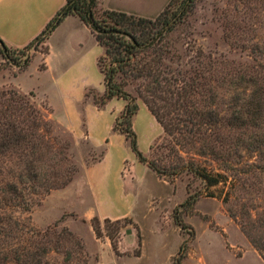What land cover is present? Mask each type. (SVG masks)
<instances>
[{
  "label": "trees",
  "instance_id": "1",
  "mask_svg": "<svg viewBox=\"0 0 264 264\" xmlns=\"http://www.w3.org/2000/svg\"><path fill=\"white\" fill-rule=\"evenodd\" d=\"M186 1L169 0L151 17L104 7L100 0H65L25 45L12 47L0 37V53L19 64L12 55L15 48L44 41L65 16L77 15L103 47L97 65L104 89L89 88L86 94L98 107L114 96L125 101L113 130L125 135L136 158L159 177H187V195L180 207H192L206 189L230 181L236 201L231 213H241V230L264 260V18L255 36L240 32L245 25L235 20L224 26L228 44L245 50L247 60L218 58L199 48L183 62L170 33L190 9ZM29 61L25 57L21 67ZM139 101L161 125L166 152L154 154V145L149 156L139 150L132 129ZM50 113L35 101L32 90L0 88V264H85L77 236L67 228L55 230L56 224L40 230L28 214L45 196L67 186L77 172L71 135ZM103 153L104 149L97 159ZM240 160L247 161L242 172L235 170ZM202 161L217 166L197 163ZM194 182L200 186L193 189ZM247 193L251 199L241 204L243 212L238 211L239 194ZM231 197L227 191L223 200ZM177 210L174 221L183 227ZM127 219L103 222L110 229ZM91 223L98 234L99 219L94 216ZM109 239L115 250L114 237ZM182 248L183 244L179 252Z\"/></svg>",
  "mask_w": 264,
  "mask_h": 264
},
{
  "label": "rangeland",
  "instance_id": "2",
  "mask_svg": "<svg viewBox=\"0 0 264 264\" xmlns=\"http://www.w3.org/2000/svg\"><path fill=\"white\" fill-rule=\"evenodd\" d=\"M191 3L189 0L186 1V8L190 9L179 18L180 21L176 22L175 28L170 33V38L175 40L183 62L199 48L218 58L235 60L249 58L245 50L228 44L224 26L229 21L235 20L245 25L241 27L240 32L249 36L257 35L261 32L259 23L264 18V0H193ZM45 48L47 49V46L44 41L36 40L26 48L13 50L12 55L19 59V64L2 59L0 88L14 87L21 90L18 86L22 88L29 86L26 80L31 77L27 72L20 78H15V75L23 69L21 66L25 57H29L30 61L35 55L37 59L40 57L38 65L42 67ZM35 63L36 58L29 66L32 73ZM34 99H36L35 94ZM41 104L48 107L44 103ZM53 121L71 135L70 150L77 166V172L73 177L75 179L84 162L90 163L92 159H97L101 151L93 149L85 139L75 140L70 131L54 119ZM165 137L162 132V135L152 142L154 154L166 152L165 147L162 146L167 141ZM154 154L151 156L155 159ZM246 162L240 160L235 170L242 172L247 168ZM163 163L169 162H158L160 165ZM197 163L208 167L217 166V162ZM160 178L170 185L169 195L153 198L154 207H157L156 211L159 215L154 217L155 213H152L150 218L144 221L141 233L137 231V225L131 219L113 224L107 229L103 219L97 217L99 219L97 234L91 219L88 221L83 216V213L88 214L90 198L83 194L81 199H78L77 195L71 194L72 188L52 191L39 204L34 205L28 214L33 225L40 230L56 224L55 230L67 228L77 236L83 244L85 264H174L178 258V264H264L259 252L241 230V213L237 212L236 216L231 213L230 208L236 201L230 181L211 186L192 207L184 208L179 204L187 195V177ZM262 179V176L258 178L259 181ZM143 185V192L148 194V187ZM199 186L198 182H194L192 188ZM227 191H230L232 197L225 202L223 198ZM239 196L241 201L237 205V210L243 212L244 208L241 204L249 202L252 195L247 193ZM73 207H77L78 211L71 209ZM176 207L178 208L176 214L182 221L183 227L174 221L173 211ZM109 235L114 237L115 250L111 246ZM181 244L183 248L179 252Z\"/></svg>",
  "mask_w": 264,
  "mask_h": 264
},
{
  "label": "crops",
  "instance_id": "3",
  "mask_svg": "<svg viewBox=\"0 0 264 264\" xmlns=\"http://www.w3.org/2000/svg\"><path fill=\"white\" fill-rule=\"evenodd\" d=\"M64 1L0 0V37L12 47L25 45L41 32ZM168 1L100 0L104 7L151 17ZM44 43L47 52L43 55V66L39 67L40 57L37 59L35 55L15 75L20 78L27 72L31 77L26 80L29 86L18 87L24 91L32 90L36 102L47 105L51 110L50 117L70 131L75 140L85 139L93 149H104L99 159L84 162L77 178L55 192L72 188L71 194L77 195L78 199L83 194L88 195L91 200L88 214L83 213L88 221L94 216L111 220L128 218L141 233L144 221L152 213H155L154 217L159 215L153 198L168 196L170 185L136 158L124 134L113 130L125 101L114 96L98 107L92 95L86 94L89 88L98 92L104 89L103 74L97 65L103 47L97 43L90 27L74 14L65 16ZM35 58L32 73L29 66ZM2 59L0 53V61ZM132 129L139 150L148 156L152 142L163 130L142 101L133 117ZM143 184L148 187V194L143 192ZM71 209L78 211L77 207Z\"/></svg>",
  "mask_w": 264,
  "mask_h": 264
},
{
  "label": "water",
  "instance_id": "4",
  "mask_svg": "<svg viewBox=\"0 0 264 264\" xmlns=\"http://www.w3.org/2000/svg\"><path fill=\"white\" fill-rule=\"evenodd\" d=\"M129 231V230H128Z\"/></svg>",
  "mask_w": 264,
  "mask_h": 264
}]
</instances>
